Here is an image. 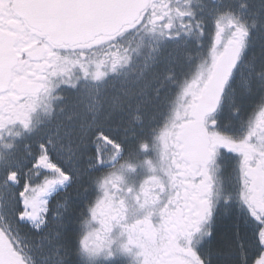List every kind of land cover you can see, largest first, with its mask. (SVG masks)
Returning <instances> with one entry per match:
<instances>
[{"label":"snow or ice","instance_id":"1","mask_svg":"<svg viewBox=\"0 0 264 264\" xmlns=\"http://www.w3.org/2000/svg\"><path fill=\"white\" fill-rule=\"evenodd\" d=\"M0 264H264V0H0Z\"/></svg>","mask_w":264,"mask_h":264}]
</instances>
